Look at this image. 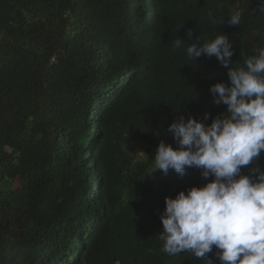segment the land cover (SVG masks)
<instances>
[{
	"label": "trees",
	"instance_id": "trees-1",
	"mask_svg": "<svg viewBox=\"0 0 264 264\" xmlns=\"http://www.w3.org/2000/svg\"><path fill=\"white\" fill-rule=\"evenodd\" d=\"M220 34L244 67L259 0H0V264H221L160 239L165 198L214 177L155 170L180 116L227 115L210 87L229 67L186 51Z\"/></svg>",
	"mask_w": 264,
	"mask_h": 264
},
{
	"label": "clouds",
	"instance_id": "clouds-1",
	"mask_svg": "<svg viewBox=\"0 0 264 264\" xmlns=\"http://www.w3.org/2000/svg\"><path fill=\"white\" fill-rule=\"evenodd\" d=\"M259 10L264 11V0ZM241 15L235 12L227 24L240 25ZM185 40L176 37L174 47ZM195 41L186 49L188 57L214 56L223 67L233 63L235 49L227 35L202 45ZM227 76L230 83L210 87L214 104L226 105L227 115H217L210 125L205 123L210 113L203 120L180 116L168 126L177 146L161 141L155 149V170L164 175L171 169L182 177L195 167L205 180L214 177L165 198L162 251L202 258L215 246L221 264H264V171L255 166L241 174L264 152V48L247 57L244 67H229Z\"/></svg>",
	"mask_w": 264,
	"mask_h": 264
},
{
	"label": "built area",
	"instance_id": "built-area-1",
	"mask_svg": "<svg viewBox=\"0 0 264 264\" xmlns=\"http://www.w3.org/2000/svg\"><path fill=\"white\" fill-rule=\"evenodd\" d=\"M53 60H55V59H53Z\"/></svg>",
	"mask_w": 264,
	"mask_h": 264
}]
</instances>
